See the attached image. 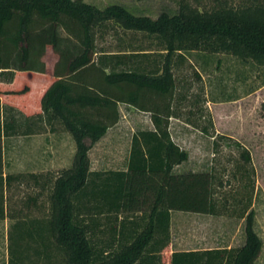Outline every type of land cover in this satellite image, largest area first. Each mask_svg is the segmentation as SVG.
Listing matches in <instances>:
<instances>
[{
    "label": "trees",
    "instance_id": "1",
    "mask_svg": "<svg viewBox=\"0 0 264 264\" xmlns=\"http://www.w3.org/2000/svg\"><path fill=\"white\" fill-rule=\"evenodd\" d=\"M194 1L197 6L182 2L177 14L152 19L120 4L101 9L84 0H0V81L11 84L18 72L45 74L44 57L53 50L58 56L39 116L63 124L76 146L72 166L55 179L49 216L12 225L10 264H163L172 211L218 214L211 173L174 171L189 153L169 129L177 116L173 55L222 52L264 65V0ZM206 1L216 5L203 7ZM110 24L154 36L162 60L150 65L146 51L99 47ZM10 89L0 95H24L32 87ZM121 103L149 112L153 128L134 133L126 169L92 170L90 149L119 121ZM17 113L0 98V217L9 179L1 140L18 133ZM242 156L250 161L248 153ZM240 217L246 220L243 245L173 251L167 264H257L263 240L254 211Z\"/></svg>",
    "mask_w": 264,
    "mask_h": 264
},
{
    "label": "rangeland",
    "instance_id": "2",
    "mask_svg": "<svg viewBox=\"0 0 264 264\" xmlns=\"http://www.w3.org/2000/svg\"><path fill=\"white\" fill-rule=\"evenodd\" d=\"M101 9L120 4L139 16L152 19L167 12H179L182 2L197 6L194 0H84ZM235 5L245 0H230ZM215 1H206L211 8ZM201 6L200 8L203 9ZM98 46L108 52L146 51L150 65L162 60L163 46L145 32L125 30L110 24ZM57 54L47 49L45 74L18 72L12 88L26 85L33 91L9 97L14 103L33 102L50 84ZM176 95L173 103L176 117L170 119L173 140L189 153L185 162L175 166L176 173H211L216 189L217 215L173 211L171 238L173 249L239 247L245 242L243 211H254V228L263 240L257 264H264V65L242 60L229 53L203 50L176 52L173 55ZM45 75V76H43ZM1 82V81H0ZM120 119L89 152L91 169L98 171L126 169L132 137L142 129L153 128L149 112L119 104ZM206 126L208 131L202 128ZM57 129V158L50 182L37 184L28 170L2 164L9 177L3 189L4 214L0 217V264H10V231L22 219H45L49 216L50 195L56 177L74 161L75 142L60 122ZM248 153L250 161L243 158ZM7 157V153H6ZM44 179V170H38ZM11 177V178H10ZM163 253V264L167 254Z\"/></svg>",
    "mask_w": 264,
    "mask_h": 264
},
{
    "label": "crops",
    "instance_id": "3",
    "mask_svg": "<svg viewBox=\"0 0 264 264\" xmlns=\"http://www.w3.org/2000/svg\"><path fill=\"white\" fill-rule=\"evenodd\" d=\"M10 86V83L0 82L1 90H12ZM11 96L8 93H1L2 105L16 107L21 112L16 115L17 121H21L22 123L17 134L2 136V164L5 163L9 166L10 164L17 165V167L19 166L24 170H28L30 172L29 176L36 179L37 184L41 183V185H44L46 180L50 182L51 172L54 173L56 168L58 138L56 122L46 123L44 118L39 116L42 111L40 104L42 91L38 94V99L33 102H29L28 99L23 98V102L14 103L9 99ZM38 170L47 171L44 174L46 176L44 179H41L40 172H37ZM172 217L173 211L171 212V224ZM196 249L199 248L187 250ZM167 250L171 253L173 251H181L182 249H173L171 238L170 245L166 247L165 251Z\"/></svg>",
    "mask_w": 264,
    "mask_h": 264
}]
</instances>
